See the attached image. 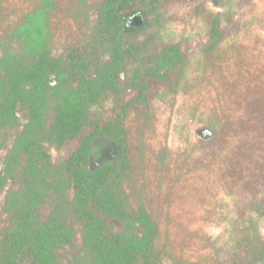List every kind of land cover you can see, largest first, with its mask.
I'll list each match as a JSON object with an SVG mask.
<instances>
[{"label":"trees","instance_id":"1","mask_svg":"<svg viewBox=\"0 0 264 264\" xmlns=\"http://www.w3.org/2000/svg\"><path fill=\"white\" fill-rule=\"evenodd\" d=\"M66 1L18 0L9 17L8 8H0V23H11L0 39V148L5 132L18 129L0 171L10 217L0 226V264H164L160 251L166 264H186L192 259L184 251L202 244L254 254L264 242V53L254 51L264 49L263 8L255 0H220L211 17L198 9L206 27L199 34L210 32L209 40L190 55L169 20L160 39L151 27L126 33V13L143 9L154 16L166 7L161 0H102L88 41L57 54L56 15ZM177 2L194 8L191 0ZM196 4L209 7L208 0ZM243 11L244 29L227 39L231 14ZM224 62L229 73L234 65L233 82L242 93L225 89ZM213 76L224 95L215 101L206 94V110L188 105L201 88H213ZM177 96L187 97L179 113L185 121L169 116L166 150L156 151L160 117L152 116L150 125L146 119L152 106ZM195 126L209 128L211 137H197ZM102 137L115 142L120 155L91 168L94 140ZM71 140L75 150L54 161L47 144ZM10 180L16 187L5 189ZM166 210L176 234L218 224L222 232L193 245L186 236L178 247L161 222Z\"/></svg>","mask_w":264,"mask_h":264},{"label":"rangeland","instance_id":"2","mask_svg":"<svg viewBox=\"0 0 264 264\" xmlns=\"http://www.w3.org/2000/svg\"><path fill=\"white\" fill-rule=\"evenodd\" d=\"M101 1L102 0H69V3H67V1L63 2L64 4L63 13L56 15L57 17H61V22H60L61 29L59 30L60 34L55 36L56 39L54 38L53 40L52 48L53 49L55 48V53L57 54L61 53L62 47L68 48L69 45H72V44L73 46H76V45L78 46L88 41L90 34L97 21V7ZM197 1L199 0H191L192 6L194 8L192 10L191 9L189 10V8H187V6L184 3L180 4V2H177V0H161V4L164 3L166 7L161 8V9L159 8V10L157 11L158 14H154V16L148 15L146 10L135 9L131 12L126 13L123 16L125 31L128 35H134V34H139L141 32H144V30L151 27V29L156 30L155 33L153 34H155L156 37H159L161 36V31L163 27L166 25V20L167 21L169 20L170 23H172L173 25H176V27L178 28L177 32L175 33V35L177 36V39H182V40L186 39L185 41L178 40L181 42L180 43L181 47L184 49L185 48L188 49L190 51V55L191 53L196 54L198 51L201 52L203 51L206 42H208L209 40L210 32H205V34L203 33V35L199 34L202 28L201 26H203V28H206L204 26L205 22H200L201 19H198L199 14L201 13L203 15L204 12H206L205 13L206 16L209 13V17H211L212 13H217L216 10L219 11L221 9L217 8V6H220L219 4L220 0H208L207 6L209 7L207 8H205V6L204 7L196 6ZM249 2L250 0H245V3H249ZM213 5L216 6L215 8L217 9L211 10L210 7ZM255 5H257L258 7H262L264 10V0H255ZM4 7L6 8L11 7V9H13L16 12L17 11L16 9L20 7V5H19L18 0H5L0 8L2 9ZM30 9L31 7L28 9V11H30ZM66 9H68V11ZM198 9L203 10L204 12L200 11V13H198ZM244 9H247V8H244ZM242 10L243 8H241V11ZM10 11L11 10L9 8L6 11L8 12L7 13L8 17L10 16L9 15ZM254 11H256L255 7H254ZM234 14H231V21L229 22L230 26L228 25V28L230 29L228 33L226 34V36L229 38L227 39H231L230 36L238 32V29L239 30L241 29V31L244 29L240 23L242 21L244 11L240 15L238 14L234 15ZM9 23L7 19L4 20V25L3 23H0V39L4 38L6 35L9 34V31H10ZM222 23L223 25L227 24L226 20L222 21ZM155 27H157L158 29H156ZM188 31H189V35H188ZM158 39H160V37ZM172 42H177V40H172ZM262 44H264V41L262 42ZM258 50H260L261 53L262 52L264 53L263 47L254 48V51H258ZM0 56H1V51H0ZM214 56L215 54H213V57ZM221 67L223 69L225 67L226 69L225 71L226 78L224 79V81L228 83V86L225 89H230L231 87L233 88V91L235 93L237 94L242 93L243 87L242 86L239 87V85L233 82L235 80L234 72H236L234 65H231L232 70L230 71V73H229L230 63L224 62L221 64ZM213 77L215 79L213 88L206 89V90L201 88V94L194 96V98L192 99H187V97H183V96L182 97L177 96V99H179L177 102H170V101L166 102V99H165V101L164 100H162L163 102L161 101V104L159 105V107H155L154 109V107L152 106L151 108L152 110L150 109V112L148 114L149 117L146 120H147V124L150 125L152 124L154 120L151 118L152 116H154V118L160 117L158 121L157 119H156V122L154 121V123H159L157 126L158 132L156 129L155 137L159 135V138H161V139H157L154 137L155 141L157 142L156 143L154 141L155 142L154 145L157 144L158 146L157 148L158 150L156 149V151L162 150L163 147H165V150H166V140H165L166 139L165 138L166 137V122L168 121L169 116L172 114V117L175 116V119L178 122H180L181 120L185 121V118H183V116L181 115L179 116V113L183 111L181 109L185 107L183 103L184 100L186 99L189 100L188 105L192 107L197 106L200 109L206 110L208 106L205 101L206 94H208L209 97L214 98L215 101L217 100V97L219 95L221 96L224 95L223 93L219 91L218 83L216 84V80H218V78L216 76H213ZM187 95H189V93H187ZM124 98H126L125 95H124ZM195 98H198V101H195L194 100ZM168 108L169 110L172 109V112H169ZM143 110L144 109H141L140 112H142ZM156 110H157V113H156ZM22 123H26V116L25 118L24 117L22 118ZM193 130L195 131L196 136L199 138L208 139L212 135V131L207 127L195 126ZM17 131L18 129L16 128V129H9L5 132L4 139H5L6 144L3 147L1 146L0 148V171L5 167L8 147H10V142L16 136ZM94 144L96 147V153L94 155L93 160L90 162L91 168L100 167L107 162L114 161L120 155L119 146L115 142H113L111 139L104 138V137L97 138L94 140ZM77 145L78 143L76 141L71 140L65 145L60 146V147L53 145L51 143H48L47 147L49 151L51 152L52 158L54 159V161H61L69 157L70 154L75 150ZM11 181L12 180H10L6 184L5 189L7 188L8 190H10L16 187V185L14 186L15 182L12 183ZM5 197H6L5 192H2L0 194V226L1 227L6 226L10 218L4 209L5 199H6ZM168 218H169L168 212L166 210V217H164L163 215V217L161 218L162 220L161 222L163 223V225H166V231L172 232L171 234L174 235V237L178 240V247H180L179 246L180 243L186 244L187 242L186 236H188L189 238L191 237L188 244L193 245L192 243L196 241H198V243L202 239H204L203 241H205V239L209 238V236L211 235L210 233L212 234L214 233L215 235V233L218 234L219 231L222 232V230H220L221 224L220 225L218 224V227L216 229L214 228L215 226L214 227L208 226L207 228L208 230H206V232L205 230L202 231L199 229L197 230L198 232H195L193 230L190 231L186 229L185 231L187 233L180 232L176 234L172 231V227L170 226V222H172L173 220L169 221ZM187 222L189 223L191 222V220L186 219L185 223ZM188 232L194 235H190ZM186 234H189V235H186ZM227 237L228 236L225 234V238ZM221 241L226 242V239L222 237ZM202 245L198 247L196 251H184L187 255H189L190 259H192V261L190 260H188V262L185 261L186 264H221V263H224V264H264V242L257 245L259 250L252 251L254 252V254L250 253L249 251V253H247L246 256H244V254L235 255L234 254L235 251H233L232 253L229 251H213L212 248H209L210 246L206 247V245L202 249ZM186 247H188V250L192 248V246H186ZM206 250H209V251H206ZM160 252H161L160 256L163 258L162 262L165 261L164 264H166V251H160ZM176 252L178 254L180 251H176ZM228 254H230V256ZM200 255L204 257L203 259H201V263L199 262ZM227 256L229 258H227ZM219 258L228 259V261L223 260L220 263ZM180 264H184V263L181 262Z\"/></svg>","mask_w":264,"mask_h":264},{"label":"clouds","instance_id":"3","mask_svg":"<svg viewBox=\"0 0 264 264\" xmlns=\"http://www.w3.org/2000/svg\"><path fill=\"white\" fill-rule=\"evenodd\" d=\"M260 230L262 233H264V226H262Z\"/></svg>","mask_w":264,"mask_h":264}]
</instances>
